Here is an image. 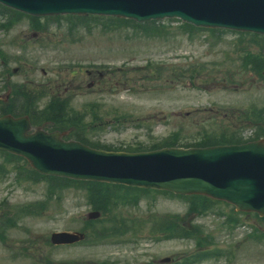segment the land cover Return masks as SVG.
Wrapping results in <instances>:
<instances>
[{"label":"rangeland","instance_id":"374dc122","mask_svg":"<svg viewBox=\"0 0 264 264\" xmlns=\"http://www.w3.org/2000/svg\"><path fill=\"white\" fill-rule=\"evenodd\" d=\"M3 20L0 16V25ZM94 20L81 23L67 15L51 18L47 20L46 29L38 32L30 28L27 18L22 17L10 28H0V53L3 55L0 70L9 72L4 74L5 81L0 82V101L6 99L10 82L26 83L31 93L45 88L47 93L40 99L42 104L52 94L70 97V106L77 113L85 114L91 141L105 146L139 148L159 143L161 138L173 132H177L182 141H191L193 135L213 133L212 129L222 127L213 125L214 116L222 119L221 115L226 111L240 118L239 109L251 105L264 107V85L251 72L237 73L236 52L223 54L229 50L226 43L235 39L233 34L222 35L220 43L213 37L207 38L206 34L189 38L173 23L166 35L152 38L133 34L135 28L130 23L124 28L112 29L103 26L105 20ZM169 55L174 58L170 59ZM213 60L224 62V65L217 69L208 67L213 71L197 78L193 84L188 83L186 73L183 78L175 76L180 72L149 70L164 65L178 66L183 71L187 63H204L207 67ZM118 68H121L119 72ZM228 73L230 79L226 77ZM90 82L94 84L88 88ZM91 112L98 114L97 121H92ZM39 117L58 118L51 110ZM65 120L70 126L75 122H72L73 118H62L64 123ZM232 124L239 128L229 131L237 136L245 138L253 134L251 127L246 128L236 121ZM2 174L0 264H158L156 252L162 257H173L193 250L190 240L162 241L149 246V253H144L139 243L125 245L115 241L47 246L45 240L52 232L79 230L89 205L79 192L66 190L61 195L56 191V198L41 216L19 219L20 205L49 197L45 193L46 186L26 181L16 183L14 177L17 175L10 167ZM9 206L16 213H12L11 223L17 224L2 231L1 226L5 223L1 213L7 212ZM186 209L182 199L149 193L137 207L124 208L122 217L132 219L135 224H145L149 213L161 217L172 214L187 226L190 222L199 223L211 234L215 245L229 248L231 252L230 259L200 264H264V241L246 238L254 226L264 231V220L253 215L242 216V226L228 231L221 225L223 216L214 211L193 218L186 214ZM216 210L228 212L231 207L222 203ZM3 238L5 240L1 241Z\"/></svg>","mask_w":264,"mask_h":264},{"label":"water","instance_id":"95a60500","mask_svg":"<svg viewBox=\"0 0 264 264\" xmlns=\"http://www.w3.org/2000/svg\"><path fill=\"white\" fill-rule=\"evenodd\" d=\"M209 3L215 0H207ZM261 0H232L219 9L217 14L203 15L199 19L203 24L219 23L229 26H243L264 31V10L258 6ZM77 2H82L77 0ZM91 9L83 6V9H72V1L54 0L51 6L39 8L38 12L49 11H108L130 14L120 7L115 10L104 8ZM52 7V9L50 8ZM7 125L9 128L8 136H0V145L5 146L8 142L15 144L18 149L22 145H30L29 139L25 136L26 129L22 124H17L10 119L0 120V127ZM43 136V135H42ZM46 137V136H45ZM43 137V139L45 138ZM37 140L36 135L32 140ZM58 139L54 135H47L43 140L44 147L52 150L59 158L48 161L44 167L43 160L39 155V148L31 146V158L36 161V167L39 170L52 168L55 170L71 169L77 173H101L100 177L114 179V169L105 165L107 159L114 157L121 160L123 155H112L110 153L101 154L99 158L91 164L84 157L91 155H82L78 152V146L70 144L74 149L64 150L57 146ZM54 148V150H53ZM214 150H188L183 151H163L161 153L153 152L139 155H128L124 158L122 164H126L131 171L127 172L118 180L123 181L125 177L132 183L140 181H161L167 188L180 191H199L214 194L228 200L234 201L240 208L258 209L264 212V146L262 144H250L241 148ZM164 156L163 158H160ZM171 156L170 159L166 158ZM38 162V163H37ZM221 165V166H220ZM67 166V167H66ZM221 174H218V172ZM222 175L221 177H219Z\"/></svg>","mask_w":264,"mask_h":264}]
</instances>
